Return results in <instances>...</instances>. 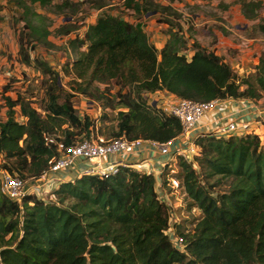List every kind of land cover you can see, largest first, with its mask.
Here are the masks:
<instances>
[{
	"label": "trees",
	"instance_id": "trees-1",
	"mask_svg": "<svg viewBox=\"0 0 264 264\" xmlns=\"http://www.w3.org/2000/svg\"><path fill=\"white\" fill-rule=\"evenodd\" d=\"M83 2V1H82ZM20 15L19 61L39 70L45 82L43 106L30 97H6L7 119L0 122V168L23 178L39 177L58 155L49 136L70 145L89 137L96 123L81 118L77 95L117 111L113 136L167 141L182 131L181 122L150 109L146 95L169 92L196 101L213 99L264 100V52L252 71L237 72L215 50L198 41L188 45L181 19L171 4L155 0H125L138 16L160 14L170 38L158 49L143 22L103 13L85 35L68 41L75 57L62 76L34 54L39 46L57 49L50 39L53 19L38 10L52 8L66 21L56 28L60 37L77 30L74 16L80 4L71 0H7ZM80 3V2H79ZM100 10L107 0H87ZM261 1L243 0L245 18H259ZM264 21V20H263ZM258 27L264 32V24ZM191 53H187L188 51ZM244 73V74H243ZM118 90L113 92L110 84ZM102 85H105L102 88ZM17 107L23 117L17 119ZM201 155L192 163L180 159L179 177L200 210V219L184 238L185 249L167 233L171 214L155 191L156 179L131 168L117 175H83L63 182L56 198L45 203L26 195L12 201L0 190V264H264V143L256 134L197 140ZM179 232V230H178Z\"/></svg>",
	"mask_w": 264,
	"mask_h": 264
},
{
	"label": "rangeland",
	"instance_id": "rangeland-1",
	"mask_svg": "<svg viewBox=\"0 0 264 264\" xmlns=\"http://www.w3.org/2000/svg\"><path fill=\"white\" fill-rule=\"evenodd\" d=\"M63 0H55L56 3H61ZM80 4V11L74 16V23L77 25V30L71 34L70 38L76 36H84L86 28L92 24L97 17L103 13H110L114 15H121L123 18L130 21L143 22L144 29L147 32L154 34L155 30H160L163 22L160 21L162 17L160 14H147L138 16L130 8H126L125 0H107L108 5L100 10L94 8L87 3V0H71ZM83 1V2H82ZM156 2L168 5L171 4L177 12L182 15L178 23L181 24L184 36L187 35L188 41L196 40L199 43H207L213 45L220 36H225L232 39L235 45H231L228 49V54L231 57L237 55H245L242 68H237L238 72L252 71L259 62V57L264 52V32L258 24H264V0L261 1V8L258 10L259 18L249 20L245 18L242 11L243 0H155ZM249 1V0H246ZM258 1V0H255ZM80 2V3H79ZM39 11L48 14L53 19L52 30L53 34L51 40L58 46L57 49H46L39 46L36 49L37 56L46 59L53 69L57 70L62 76L61 85L67 90H70V77L66 75L65 65L68 60L75 57L67 48V38H61L57 35L56 28L60 26L65 19L61 14H54L55 9L37 7ZM23 21H20L19 13L12 8V5L7 3V0H0V122L7 119L8 103L6 97L11 96L16 98L18 94L24 97H30L35 107H41L45 98V82L43 75L34 69V66L23 65L19 61V34L23 29ZM149 27V28H148ZM165 27L164 32H167ZM167 30V31H166ZM168 33V32H167ZM150 35V37H151ZM60 37V38H59ZM152 39V37H151ZM153 40V39H152ZM156 45V42L152 41ZM192 43V42H191ZM160 46V43H157ZM227 42H224V45ZM245 50V51H243ZM249 50V54L248 51ZM192 50L187 53H191ZM25 68V69H24ZM244 74V73H243ZM105 85H102L104 88ZM113 92L118 90V85L115 82L110 84ZM161 93H153L146 95L147 100L159 98ZM74 106L78 115L81 118L88 116L96 123L100 133L105 136H113L114 130H117L118 125V110L104 108L101 102L92 100L89 97L77 95L73 99ZM16 117L22 121L23 117L17 107ZM86 138L87 135L80 136ZM81 140V139H80ZM180 159L176 162L177 174L180 175L182 170L180 166ZM198 172L202 174L200 165L195 164ZM171 202L173 204V215L170 221V227L179 234L188 232L190 228L200 219L201 212L198 208L190 207L191 199L184 188L174 189L168 188Z\"/></svg>",
	"mask_w": 264,
	"mask_h": 264
},
{
	"label": "built area",
	"instance_id": "built-area-1",
	"mask_svg": "<svg viewBox=\"0 0 264 264\" xmlns=\"http://www.w3.org/2000/svg\"><path fill=\"white\" fill-rule=\"evenodd\" d=\"M157 93H161L160 97L149 100L148 105L154 113H165L174 116L181 122L182 131L178 136L167 141L130 139L126 135L107 137L100 133L98 127L91 132L89 137L74 141L70 145H66L64 141H58L55 136H49L46 139L47 144L55 143L59 153L49 161L48 168L39 177L27 179L18 172L12 173L0 168L2 194L19 204L23 203V198L26 195H35L43 202L50 203L56 198V190L63 182H66L64 178L60 177L61 173L77 169L79 163L83 165L77 171L78 177L83 175L109 177L117 175L124 168H131L154 175L156 179L155 191L159 199L170 207L172 220L173 204L168 188L183 187L186 191L182 179L177 174L176 162L178 159H182L195 166L196 158L201 155V147L197 143L199 138L212 133L225 138L256 134L264 143V128L244 116L229 119L209 132L199 128L201 120L208 112L217 108L223 101L222 99L196 101L181 98L169 92ZM146 144L155 149L158 156H164L166 159L160 160L158 163H155L154 156L138 160V151L142 152L143 146ZM167 233L175 246L182 250L185 249L184 238L178 231L170 227Z\"/></svg>",
	"mask_w": 264,
	"mask_h": 264
},
{
	"label": "crops",
	"instance_id": "crops-1",
	"mask_svg": "<svg viewBox=\"0 0 264 264\" xmlns=\"http://www.w3.org/2000/svg\"><path fill=\"white\" fill-rule=\"evenodd\" d=\"M97 20V19H96ZM96 20L92 22V24L96 23ZM90 24L87 28V32L92 25ZM145 27V26H144ZM165 27H169L168 24L164 23L162 27H160V30L158 31L157 29L155 30L154 34L151 35V33L147 32L150 40H154L156 42V46L158 49H161L169 40L170 34L167 32H164ZM149 28V27H148ZM85 35V34H84ZM152 39H151V37ZM71 35L61 37V38H67L68 40L73 39L72 37L70 38ZM83 36L81 35L80 38ZM187 37V35L185 36ZM220 36L218 37V41L214 43L213 45H209L207 43H200L203 47L206 49L210 50H215L218 54L222 55L225 57V60L229 62L234 68H242L244 70V64L243 61L245 58V55H237L235 57H231L228 54V49L231 45H235L236 43L232 41V39L227 38V40L224 41L225 36ZM60 38V37H59ZM51 39V37H50ZM152 40V41H153ZM153 41V42H154ZM195 40H192L191 42L193 43ZM188 41V45H192V43ZM224 42H227V44L224 45ZM55 43V42H54ZM160 43V46L157 44ZM237 45V44H236ZM238 46V45H237ZM67 48H68V41H67ZM245 51V50H243ZM248 54H249V50ZM22 64V63H21ZM23 65V64H22ZM23 67H26L23 65ZM27 68V67H26ZM25 69V68H24ZM35 70L39 72L38 69L34 67ZM240 116H244L245 118H249L252 120L256 125H260V127L264 128V123H263V118H264V100H252V99H235V98H228L223 100L219 106L210 112H208L203 120H201L199 124V128L204 131H211L212 129H215L218 125L222 123H226L227 120L232 119V118H238ZM139 159H144L148 156H154L155 157V163L159 162L160 160H165L166 158L164 156H158L157 151L153 148H151L148 144L143 146L142 152H139ZM82 163H79V166L77 169L71 170V171H65L61 173V178H64V181L67 180H74L75 178L78 177V169L82 168ZM157 165V164H156ZM76 168V167H75Z\"/></svg>",
	"mask_w": 264,
	"mask_h": 264
}]
</instances>
